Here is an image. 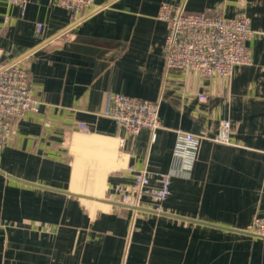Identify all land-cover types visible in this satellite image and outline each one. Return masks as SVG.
I'll list each match as a JSON object with an SVG mask.
<instances>
[{
  "label": "crops",
  "instance_id": "0c3cea01",
  "mask_svg": "<svg viewBox=\"0 0 264 264\" xmlns=\"http://www.w3.org/2000/svg\"><path fill=\"white\" fill-rule=\"evenodd\" d=\"M246 17L252 63L228 78L167 70L160 3ZM104 9L45 45L66 10L0 0V62L28 55L37 114L12 123L0 150V264H264L248 225L264 214V0H95ZM44 27L36 34V24ZM158 101L160 128L125 136L102 117L111 94ZM204 95V99H200ZM231 124V144L212 141ZM84 124L83 132L78 125ZM177 131L204 137L191 168L170 179ZM146 170L133 207L115 189Z\"/></svg>",
  "mask_w": 264,
  "mask_h": 264
},
{
  "label": "built area",
  "instance_id": "2783aa9c",
  "mask_svg": "<svg viewBox=\"0 0 264 264\" xmlns=\"http://www.w3.org/2000/svg\"><path fill=\"white\" fill-rule=\"evenodd\" d=\"M8 5L19 7L24 13L28 0H1ZM56 7L66 10L69 23L59 35L45 40V45L68 35L86 20L102 11V5L95 0H47ZM157 19L166 28L163 44V60L167 70L193 73L201 79L212 77L228 78L237 67L252 63L247 43L254 35L246 17H226L210 13H189L184 3L163 1L160 3ZM43 25L36 24V34L43 33ZM28 55L0 62V150L12 138V123L28 114H37L41 103L35 98L26 62ZM204 99V95H200ZM158 101H150L124 94H111L107 98L102 117L112 120L125 136L139 134L148 130L155 137L159 129ZM78 127L87 131L84 124ZM231 124L228 120L220 123L218 134L212 139L216 143L231 144ZM204 137L193 133L177 131L175 148L172 155V169L160 175L161 188L151 191L157 201H163L169 194L170 179L188 171L200 141ZM135 181L130 187L115 189L121 205L133 207L147 192L150 175L146 170L134 174ZM247 231L254 237L264 240V214L255 215Z\"/></svg>",
  "mask_w": 264,
  "mask_h": 264
}]
</instances>
